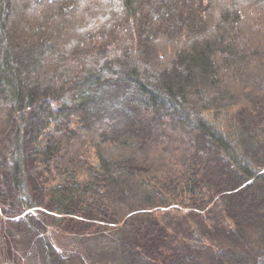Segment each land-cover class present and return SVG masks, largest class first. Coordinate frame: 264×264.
Returning <instances> with one entry per match:
<instances>
[{
	"label": "trees",
	"instance_id": "16d2710c",
	"mask_svg": "<svg viewBox=\"0 0 264 264\" xmlns=\"http://www.w3.org/2000/svg\"><path fill=\"white\" fill-rule=\"evenodd\" d=\"M261 132L264 0H0L9 264H264Z\"/></svg>",
	"mask_w": 264,
	"mask_h": 264
},
{
	"label": "rangeland",
	"instance_id": "374dc122",
	"mask_svg": "<svg viewBox=\"0 0 264 264\" xmlns=\"http://www.w3.org/2000/svg\"><path fill=\"white\" fill-rule=\"evenodd\" d=\"M219 124L227 131L231 129L228 117L222 118ZM260 136L264 138V133L261 132ZM31 211L36 214L35 208L31 209ZM48 236L56 249L66 254L75 253L81 255L85 264H119L116 257L117 245L113 234L105 239H97L92 234L85 235V238L82 236L72 237L59 231L49 230ZM0 264H9V261L1 251Z\"/></svg>",
	"mask_w": 264,
	"mask_h": 264
}]
</instances>
